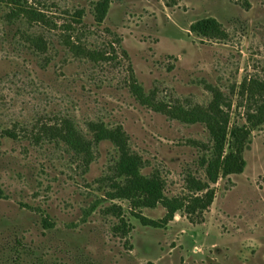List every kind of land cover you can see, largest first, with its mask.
<instances>
[{"label": "rangeland", "instance_id": "rangeland-1", "mask_svg": "<svg viewBox=\"0 0 264 264\" xmlns=\"http://www.w3.org/2000/svg\"><path fill=\"white\" fill-rule=\"evenodd\" d=\"M11 6L0 2V264H264V0H28L49 24ZM75 12L80 32L66 28ZM207 18L226 35L191 31ZM217 112L219 132L250 127L240 173L199 160ZM62 119L87 149L34 139ZM100 127L161 175L164 201L109 195L119 154Z\"/></svg>", "mask_w": 264, "mask_h": 264}, {"label": "trees", "instance_id": "trees-1", "mask_svg": "<svg viewBox=\"0 0 264 264\" xmlns=\"http://www.w3.org/2000/svg\"><path fill=\"white\" fill-rule=\"evenodd\" d=\"M1 3L6 5H12L15 8L14 12H19L18 14L27 15L29 18H33V21L42 22L43 24L51 23V20L43 12H39L36 9L26 7L28 0H0ZM97 9L100 12V17L98 23H102L106 9ZM18 15V16H20ZM75 22L69 24L66 28L70 31L80 32L76 26L81 25L80 12H75ZM76 25V26H75ZM80 27V26H79ZM191 31L199 34L200 36L217 39L220 36H225V32L222 30L220 24L212 18H207L191 26ZM81 32L82 29H81ZM219 35V36H218ZM36 45H41V39L35 40ZM82 51V48L77 46ZM94 54V53H93ZM132 90L138 95L142 100L144 99V94L141 92L142 89L134 80L131 79ZM262 85V84H260ZM246 82L241 84V89L239 95L241 98L246 97ZM264 90V86H263ZM219 94L215 97V107L219 108L218 102ZM263 101L259 104L260 108L264 107V96H262ZM248 98H246L247 100ZM210 120V133L212 135V140L214 141L213 147L206 150V153L202 157L203 163H207L208 171L210 174H219L220 171L223 175H228L231 173H240L245 167V160L242 157L244 147L249 141V136L251 135L250 127L247 124H233L229 127V123L226 120L225 126L222 128V132L216 129L219 126L218 122L221 120V116L213 114ZM219 117V118H217ZM217 118V119H216ZM256 116L253 114H248L247 122L254 123ZM255 125V124H253ZM100 132L97 134L99 139L107 138L111 140L118 149V160H116L112 172L115 173L116 179H111L112 187L115 189L114 193L109 195L114 198H120L130 201L135 205H142L144 207L153 208L158 203H161L166 199L165 196V181L161 178L158 173H153L151 175H145L143 169L146 165L144 160L136 153L132 152L125 141V135L119 129H110L100 127ZM45 137L49 142L58 141L62 139L69 146L72 147H82L87 149L89 146V141L86 140L85 135L76 128L74 122L70 119H62L60 121H55L52 124H46L42 126L38 132L34 134L35 140L42 139ZM58 144V143H57ZM205 160H210L206 162ZM209 163V164H208ZM194 182V180L192 181ZM203 188L201 187L200 190Z\"/></svg>", "mask_w": 264, "mask_h": 264}]
</instances>
